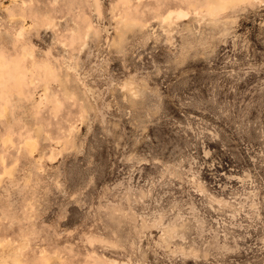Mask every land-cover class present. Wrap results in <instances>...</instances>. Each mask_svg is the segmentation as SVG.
I'll return each mask as SVG.
<instances>
[{
	"label": "rangeland",
	"instance_id": "1",
	"mask_svg": "<svg viewBox=\"0 0 264 264\" xmlns=\"http://www.w3.org/2000/svg\"><path fill=\"white\" fill-rule=\"evenodd\" d=\"M201 3L0 0V264H264V0Z\"/></svg>",
	"mask_w": 264,
	"mask_h": 264
},
{
	"label": "bare ground",
	"instance_id": "2",
	"mask_svg": "<svg viewBox=\"0 0 264 264\" xmlns=\"http://www.w3.org/2000/svg\"><path fill=\"white\" fill-rule=\"evenodd\" d=\"M17 0H11V2L12 3H15ZM241 1H243V0H202V3H201V5H200V8L202 9V11H205L204 12V15L206 16H210V17H215L216 15H218L219 13H221V12H223V11H226V10H228L232 5H235L236 3H239V2H241ZM21 4H22V7L23 6H25V5H23V4H25V0H21ZM128 5V4H127ZM54 7V6H53ZM53 7H49V9H47V10H44V11H41V9H38V8H36V9H34V11H36V12H38V13H40V15L42 16V15H44L45 17H47V18H51L50 17V12H51V10L53 9ZM194 10V9H193ZM53 11V10H52ZM130 12L128 9L126 10V13H128V12ZM179 11H181V10H179ZM183 11V10H182ZM55 12H57L58 13V11H56L55 10ZM196 12V11H195ZM125 13V14H126ZM131 13V12H130ZM172 13V12H171ZM170 12H169V14H166V16H164V17H162V21L165 23V22H170L171 21V14ZM35 15V13L33 12V16ZM132 15H133V13H132ZM188 15H190V14H188ZM193 15V14H192ZM39 16V15H38ZM40 16V17H41ZM134 16V15H133ZM184 17V16H186V12L184 13V12H178L177 11V18H178V20H179V18L180 17ZM16 15L11 11V13H10V20L12 21V22H14V23H16L15 21H18V20H15L16 18ZM21 17V19L23 18L22 16H20ZM37 17V16H36ZM43 17V16H42ZM132 17V16H131ZM176 17V16H175ZM187 17V16H186ZM190 17V16H189ZM189 17H187V18H189ZM134 19H133V21H135V17H133ZM40 19H42V18H40ZM182 18H180V20H181ZM213 19V18H212ZM211 19V20H212ZM44 20V19H43ZM128 20H131V18H129V17H126V16H121L120 17V21H118V24L120 25V24H123L124 26H126V24L127 23H129L128 22ZM136 20H137V18H136ZM174 20V19H173ZM175 20H176V18H175ZM185 20V19H184ZM10 21V22H11ZM21 21H24L25 22V20H21ZM41 22V21H40ZM20 23V22H19ZM45 23V20H44V22H43V24ZM22 24H24L23 22H22ZM73 24V23H72ZM134 24V23H133ZM171 24V23H170ZM29 25H31V24H29ZM77 25L79 26V23H77ZM122 25V26H123ZM23 26V25H22ZM75 26V27H74ZM74 26H72V29L76 32H80V30L78 31V29H79V27L77 26L76 27V23H74ZM80 26L81 27H85L86 28V26H82L81 24H80ZM92 26V25H91ZM121 26V27H122ZM135 26V25H134ZM143 26V25H142ZM166 26H170L168 23H167V25ZM24 27H26V26H24ZM89 27V26H88ZM87 27V29H88V31H91V29H90V27L88 28ZM141 28V27H140ZM28 29H29V27H28ZM130 29V28H129ZM132 29V28H131ZM23 30H24V28L23 27H21L20 29H19V31H17V33H16V36H21L22 35V33H23ZM73 31V32H74ZM82 31V30H81ZM84 32H85V30H84ZM83 36L84 35H86V33L85 34H82ZM94 35V34H93ZM123 35H122V31H118V37L119 38H121ZM86 37V36H85ZM20 38V37H19ZM120 40V39H119ZM113 42H115V41H113ZM118 42V41H117ZM116 43V42H115ZM113 45H114V43H113ZM115 45H117V43L115 44ZM118 46V45H117ZM25 51V50H24ZM22 52L23 54H22V57H25V55L27 56V54H28V52ZM27 53V54H26ZM30 56H32V54H29ZM32 66L34 67V63H32ZM126 86V85H125ZM66 89V88H65ZM64 89V90H65ZM123 89H125V88H123ZM46 90V89H45ZM129 89H127V91H128ZM58 105V104H57ZM39 129V128H38ZM39 133V131H37V134ZM30 140V139H29ZM33 140V139H32ZM35 140V139H34ZM26 142V141H25ZM27 146H29V144H27ZM0 162L3 164L4 163V158H3V156H1V158H0ZM15 264H23L22 262H17V263H15Z\"/></svg>",
	"mask_w": 264,
	"mask_h": 264
}]
</instances>
